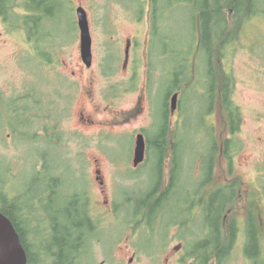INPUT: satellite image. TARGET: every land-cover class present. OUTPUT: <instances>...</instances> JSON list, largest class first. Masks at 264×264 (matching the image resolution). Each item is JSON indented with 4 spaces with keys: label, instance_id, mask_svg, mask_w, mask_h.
<instances>
[{
    "label": "rangeland",
    "instance_id": "1",
    "mask_svg": "<svg viewBox=\"0 0 264 264\" xmlns=\"http://www.w3.org/2000/svg\"><path fill=\"white\" fill-rule=\"evenodd\" d=\"M198 1L202 4L200 0ZM151 5L152 0H64L62 7L57 12L45 14V20L43 23L38 24L36 34L42 48L52 47L51 52L46 51V53L57 60L61 70L64 62L73 63L75 69H77L80 30L77 24L76 8L82 6L88 16L94 58L97 61L101 58H108V56L112 58L113 63H116L114 67L117 69L115 79L122 80L123 88L134 83L137 85L135 90L122 95V109L129 107L136 93H138L143 97L142 105L146 108V111L147 109L151 111L150 117L153 116V125L146 129L147 137L161 136L165 132L163 129L166 121L163 120L162 110L164 109L163 103L166 98V90L173 86L177 73L184 77L178 88L179 94L176 106V109H178L175 114L170 113L168 118V121L173 124L175 120H178L179 115L183 116L181 125L176 122L175 128L180 132L178 138H183L184 143L179 150L177 148L172 150V147H167L163 153L171 158L173 154H176L177 161L183 160L184 165L182 167L184 166L186 191H175L161 201L153 194L148 196V192L157 183L162 184L155 160H153L151 166L143 169V173L136 178L132 177L133 172L130 169L121 171L122 181L117 187L119 176L117 177L114 171L108 173L107 180L105 179L108 193L112 194V199L116 187L114 203H124L123 207L116 211V217L123 220L126 225H129L130 222H128V218L124 217L126 214L132 216V212L135 211L140 212L141 215L139 214V218H136L143 220L144 223H147L150 218L151 223L156 222L153 207L159 203L156 211L160 208L164 225L154 236L153 251L156 252L161 248L164 240L166 232L164 227L175 219L188 220L189 216H192L191 218L196 220L192 222L190 227L196 234H199L207 226L210 220L208 211L203 207V212H200L188 205L187 189L191 187L192 189H199V186H201L206 170H208L211 158L210 150L215 142H217L218 147L221 145L224 149V139H231L232 168L235 166V170L233 175L228 173L229 165L224 160V152L215 155L213 186H222L225 176H228L229 181L234 177L233 183L235 184L237 182L238 184L241 183L239 179H236L238 177L236 171L239 170L237 164L242 155L248 158V162L241 168L244 171L243 179L250 183L252 189L259 185L264 186V0H255V8L258 12L242 24L237 38L228 43L222 50V59L220 61L216 59L219 72L230 77V99L240 111L239 128L233 133L229 130L228 116L226 112L222 111L221 105H217L215 109L211 110V113H208L211 104V94L208 93L210 89L207 67L208 56L204 51L196 48L197 44L195 42L197 40L196 29L199 28L201 20L198 10H195L197 4L193 5L186 0H159L156 6V14H159L158 19L152 17ZM23 10H26V8L18 7L15 9L17 15L20 12L24 14ZM28 12L30 13L24 15L26 25L35 23L39 17H42L40 13ZM152 21L154 23L153 28ZM43 31L46 33L44 34ZM43 35H51V37L45 36L49 40L46 41L47 43L40 42ZM193 36H195V40L191 41ZM128 39L134 42L133 52L138 59V71L132 83L128 80V76L122 74L119 70V64L122 63L124 48ZM26 42L28 41L24 40L22 32L5 25L0 16V103L1 101L10 100L20 103L24 99H28L27 93L41 82V77H45L43 60H39L33 54L32 45ZM40 65L41 72L39 71ZM150 70L152 73H150ZM60 76L65 78L63 74H60ZM76 78H79L78 72ZM146 82L148 91L144 94L141 91L144 89ZM170 100L171 98L168 97L167 101L170 102ZM84 102L83 91L80 87H77L70 104V111L74 113V116L78 106L80 104L84 105ZM5 117L7 118L8 115L0 109V121H4ZM142 117L136 122V126L143 125ZM76 124V117H74V126ZM125 127L122 125L120 128ZM128 127L130 128L129 131L119 135L125 136L118 138L114 145H112L113 141L111 142L110 151L118 160L126 157V155L128 157L131 153L129 152L130 141L127 137L135 138V135H131L132 126ZM34 128V124L29 128H22L26 134L19 140V137L13 135L14 130L9 124L0 122V153L6 155L8 160H15V165L19 167L16 177L11 180V187L23 190L25 196L17 199V203L20 204L29 200L28 196L37 191L35 180L31 175L35 159ZM93 131L101 133L100 129L91 130V132ZM157 132L158 134H156ZM8 133H12V135L8 137ZM91 137L95 142H101V135ZM15 139L16 141H14ZM90 153H98L101 156L99 148L94 145L90 147ZM99 156H97V159L99 158V161H96L97 163L93 161V157H90L91 161L87 163L86 173L89 189L92 192L90 212L97 218L101 213V204L98 201L100 198L98 185L93 182L92 169L95 164L101 167V157ZM130 160L131 157L127 158L125 162H130ZM105 166L104 172L107 173L109 167ZM3 169L4 166H1L0 180L3 179ZM199 169L202 171V175L201 171L199 174L197 173ZM187 174L195 178L193 179ZM72 175L73 182L80 184L81 179L76 178L73 173ZM200 176L201 181L198 179ZM141 187L145 190L149 187V191L144 193L145 190H139ZM239 187H236L237 191ZM256 189L259 191V188ZM261 189L264 196V189ZM125 193L129 197H133L134 200L129 201ZM150 210L152 211L150 212ZM50 212L52 213L50 215L51 220L54 213L59 218L64 217L63 210ZM119 221L115 218L107 219V221H104L105 225L103 227L105 229L102 231L97 229L96 233L93 234L100 238L103 234V239L107 242L113 236L125 239L126 235L136 232V229L132 231L133 226H126ZM31 226H29L30 232L27 236V245L31 251L37 252L40 246L34 245L31 235V231L36 228ZM145 226L142 228L144 233ZM137 229L139 230V228ZM174 229L175 226L171 227L170 235H172ZM187 231L188 227L184 231L185 235ZM140 232L138 231L141 235L136 239L140 243L139 245H143V235L145 234L142 231ZM209 232L211 236L215 237L212 230H209ZM122 234L125 236H122ZM201 234H204V232L202 231ZM44 236L49 240L46 233H44ZM95 236H93L94 239H96ZM39 237L41 238V236ZM34 239L38 241V237ZM119 244H123L121 240L113 244L108 263L122 264L120 258L126 259L127 256H130L131 252L124 253V256H122L117 249ZM247 251L251 252L252 247ZM136 256L135 262L132 261V264L147 263L145 256L139 255V253ZM92 258H89V264H106L103 260L105 257L101 256V247L98 245H94L92 248ZM223 264H226L225 261ZM258 264H264V262Z\"/></svg>",
    "mask_w": 264,
    "mask_h": 264
},
{
    "label": "flooded vegetation",
    "instance_id": "2",
    "mask_svg": "<svg viewBox=\"0 0 264 264\" xmlns=\"http://www.w3.org/2000/svg\"><path fill=\"white\" fill-rule=\"evenodd\" d=\"M23 12L24 14L20 12L17 15L16 11L13 10L11 14L14 17L11 21H5L1 13L0 16L5 25L21 31L24 40L28 41L26 43L32 45L33 54L39 60H43L45 77H41V82L27 93L28 97L33 98H31L32 100L28 99L29 105H26L27 99L20 103L11 100L1 101L0 109L8 117H5V120L0 122L9 124L14 130L13 135H16L21 140L26 132L22 129L25 128V124L19 122V120L26 119L27 116L23 117L24 111H33L35 159L31 175H33L32 177L35 180L37 191L33 195H29V200L25 203H17L18 198L25 196L22 189L11 187V180L16 177L19 167L15 165V160H8L6 155L0 153V167L4 166L2 170L3 179L0 180V206L5 207L7 204L15 206V208L20 210V219L26 225H34L37 228L35 237H38V241L34 239L33 243L34 245H39L40 249L37 252H33L28 247L26 264L58 263L59 250H57L56 242H53L52 246L51 244L48 246V240L44 233L50 239L53 223L64 222L65 218H59L57 214H54L52 220L50 218L52 214L50 211L57 212L60 209H76L80 211L81 215L84 214L82 219L80 217L77 219L78 224L83 227V232L71 235L73 244L69 245V249L64 250L63 255L66 259L60 264H89L94 245L101 247V256L105 257L103 260L106 264H110L108 263V258L111 248L119 240L123 244H119L117 249L122 256H124V253L131 252L126 259L120 258L122 264L125 262L126 264H132V261L134 263L137 253L145 256L146 264H223L224 261L226 264H258L264 262V196L261 189H264V186L259 185L252 189L250 183L243 179L244 171L241 168L248 162V158L244 155H242L241 160L237 164V169L239 170L236 169V174L238 175L236 179H239L241 183L238 184L237 182L235 184L233 183L234 177L229 181L228 176H225L224 182L221 181L224 183L222 186H213L212 183L215 180L213 160L210 171L206 172L199 189H192V187L187 189L188 205L190 207L200 212L204 210L203 207L207 209L209 205L216 209L214 214L215 221L212 223L210 219L207 226L201 230L204 234H201V232L196 234L191 230L190 226L196 220L191 218L192 216H189L188 220L175 219L164 227L166 232L162 246L158 251L154 252V236L158 230L162 229L161 226L164 225L160 208L156 211L159 203L153 207L156 220L154 223H151V218L147 223L137 219L139 218V211L132 212V216L126 214L124 218H128L129 225L133 226L132 231L136 229V232L126 236L122 234L125 239L113 236L105 242L103 234H101L100 238L87 232L90 216V220L96 222V228L98 230L101 229V231L105 229L103 227L105 220L107 221L110 218H115L117 221L120 220L116 217V211L121 209L124 203L115 204L114 197L116 187L122 181L120 172L125 169H130L133 172L132 177L136 178L143 173V169L151 166L153 160H155L162 184L160 185V182L157 183L148 192V196L153 194L161 201L175 191H186L185 173H183L184 166L182 167L184 165L183 160L177 161L176 154H173L171 158L163 153L167 147H172V150L176 148L179 150L183 145L184 139L178 138L180 132L175 128L176 122L181 125L183 116L179 115L178 120L171 124L168 121L169 115L170 113L175 114L178 108L172 111L170 102L167 101L166 108L162 110L163 120L166 119L167 121L163 129L166 131V136L147 137L146 129L153 125V116L152 118L150 117L151 111L148 109L146 111V108L142 105L143 97L138 95V93H136L131 105L122 109V95L135 90L137 85L134 83L129 87L123 88L122 80L115 79L117 69L114 67L116 63H113L112 58L108 56V58H101L97 61L92 51V62L90 66H87L81 58L80 46H78L79 63L77 64V69H75L73 63L64 62L61 70L57 60L46 53V51L51 52L52 47L44 49L37 40L38 25L36 22L26 25L24 15L30 12L26 10H23ZM6 13L9 14V11ZM48 37L51 36L48 35ZM133 45L134 42L128 39L125 44L122 63L119 64L120 72L126 74L131 83L134 81L138 71V59L134 55ZM127 46L128 54L126 57L125 50ZM39 71L41 72V65L39 66ZM77 72L79 73L78 79L76 78ZM150 73H152L151 70ZM60 74L65 75V78L61 77ZM183 80L184 77L178 75L173 86L166 90H173L168 95L169 99L174 93L179 94V83ZM77 87L82 89L85 102L84 105L80 104L78 106L74 116V113L70 111V104ZM147 91L148 84L146 82L141 93L145 94ZM141 116H143V125L136 126V122ZM74 117H76V126H74ZM122 125L126 127L120 128ZM130 125L132 126L131 135H135V138L127 137L128 141H130L129 152L131 153H129L128 157L126 155V157L118 160L110 151V146L114 145L118 138L125 136L119 135L129 131L130 128L128 126ZM96 129H100L101 133L97 131L91 132V130ZM233 131L230 130L232 133ZM139 133L143 134L144 155L143 159L136 164L134 163V152ZM11 135L12 133L7 134L8 137ZM99 135H101L100 143L99 141L95 142L91 137ZM170 136L172 138H168ZM112 141L113 144L111 145ZM224 142V149L221 145L218 147L217 142L214 143L215 155L217 156L224 152V160L229 165L228 173L233 175L235 166L232 168L233 154L231 155L230 152L232 142L230 138L224 139ZM92 145L99 148L101 156L98 153H90ZM97 156L101 157V167L95 164L92 173L93 182L98 185L100 195L98 201L101 204V213H99L98 218L90 212L92 192H90L86 175L87 163L91 161L90 157H93V161L96 162L99 161ZM130 157V162H125ZM105 165L109 167V172L107 173L104 172ZM112 171L115 172L117 177L119 176L113 199L112 194L108 193L105 184L107 174ZM200 171V169L197 170V173L199 174ZM72 173L76 178L81 179L80 184L73 182ZM187 175L190 176L189 174ZM198 179L201 181V176ZM206 186L208 187L206 188ZM238 186L240 187L237 191L236 187ZM256 188H259V191ZM139 190L144 191L145 188L141 187ZM147 191H149V187L144 193ZM126 196L129 201L134 200L128 194ZM119 222L122 224L123 220ZM123 224L125 223L123 222ZM144 226L145 233L142 229ZM173 226H175V229L174 232L172 230V235H170L169 231ZM186 227H188V231L185 235ZM209 230L213 231L215 237L210 235ZM138 231H142L145 234L143 235V245H139L140 243L137 242L136 238L141 235ZM217 238L220 242H225L221 259H219L218 250L216 249ZM251 247L252 251H247ZM199 258L201 259L198 261Z\"/></svg>",
    "mask_w": 264,
    "mask_h": 264
},
{
    "label": "trees",
    "instance_id": "3",
    "mask_svg": "<svg viewBox=\"0 0 264 264\" xmlns=\"http://www.w3.org/2000/svg\"><path fill=\"white\" fill-rule=\"evenodd\" d=\"M186 1L193 5L197 4L195 10H198V15L201 17L199 28L196 29L197 40L195 42L197 44L196 48H199L200 50L204 51L208 56V83L210 84V89L208 90V93L211 94V104L208 109V113H211V110L215 109L217 105H221L222 111L227 113V122L229 124L230 130H236L241 120L240 111L230 99V77L227 76V74L219 72L216 59L219 61L220 59H222V50L226 47L228 43L233 42L237 38L238 31L241 28L242 24L246 20H248V18H250L253 14L258 12L255 8V0H200L202 4H200L198 0ZM158 2L159 0H152L151 6L152 17H157V19L159 18V14H156V6ZM63 3L64 0H0V13L2 14L4 20L8 21L12 20V18L14 17V15L11 14L13 10L17 9L18 7L26 8V10L31 11L33 13L37 12L42 14V17H39L38 21L36 22V24L38 25L39 23H43V21L45 20V14H52L54 12H57L62 7ZM198 3L200 4V6L198 5ZM8 11L9 14L6 13ZM153 24L154 23L152 21V28ZM43 32L44 34L46 33L45 31ZM45 36L47 35L42 36V40L40 41L41 43L43 41L45 43L49 41L47 38L48 36L46 38ZM194 40L195 36H193V39L191 41ZM44 49H49V46L45 47ZM178 74L179 73H177L176 79L178 78ZM171 92H173L172 89L166 91V98L164 100L165 102L163 103L164 108H166L167 106V98L168 95L171 94ZM31 98L32 97H28V99ZM28 99L26 100V105L30 104L28 102ZM23 115L27 116L26 119H20L19 122H23L25 124V128H29L34 124V119L32 117L33 111L26 110L23 112ZM164 120L166 121V119ZM163 136H166V131L163 133V135H159L157 137ZM215 154L216 151L213 144L210 150L211 158L209 161L208 170H206V172L210 171V167L214 160ZM60 210L64 211V222L53 223V225L51 226V236L50 239L47 241L48 246L50 244L52 246V243L56 242L57 250H59V261L57 264H60L63 260L66 259L63 255V252L64 250L69 249V245L73 244L71 235H77L83 232V227L78 224L77 219L79 217L81 219L84 217V214L81 215L80 211L76 209ZM206 210L208 211V215L210 216V219L213 223L215 221V207L209 205ZM0 212H2L11 220L17 232L19 233L21 242L26 252H28L29 248L27 245L28 242L26 238L27 233L30 232V225H26L20 219V210L18 208H15V206L13 205L7 204L5 207L0 206ZM90 219L91 216L89 218L87 232L93 234L97 231L96 222ZM31 227H34V225H32ZM36 229H33V231H31L32 242H34V238L36 236ZM216 245V249L218 250V257L219 259H221V253L223 251V247L225 246V242H220L217 238ZM200 259L201 258H199L198 261Z\"/></svg>",
    "mask_w": 264,
    "mask_h": 264
},
{
    "label": "water",
    "instance_id": "4",
    "mask_svg": "<svg viewBox=\"0 0 264 264\" xmlns=\"http://www.w3.org/2000/svg\"><path fill=\"white\" fill-rule=\"evenodd\" d=\"M77 24L80 30V52L83 62L90 66L92 62V36L90 33L89 21L86 10L79 6L76 8ZM128 54V46L125 56ZM178 93L171 96V110L176 109ZM134 163L143 159L144 140L143 134L139 133L136 140ZM27 254L21 242L19 233L11 220L0 212V264H26Z\"/></svg>",
    "mask_w": 264,
    "mask_h": 264
}]
</instances>
